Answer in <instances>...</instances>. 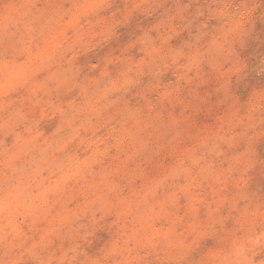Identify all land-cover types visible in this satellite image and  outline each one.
<instances>
[{
	"label": "clouds",
	"instance_id": "clouds-1",
	"mask_svg": "<svg viewBox=\"0 0 264 264\" xmlns=\"http://www.w3.org/2000/svg\"><path fill=\"white\" fill-rule=\"evenodd\" d=\"M0 264H264V0H0Z\"/></svg>",
	"mask_w": 264,
	"mask_h": 264
}]
</instances>
